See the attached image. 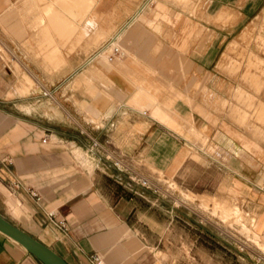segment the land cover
I'll return each mask as SVG.
<instances>
[{
	"label": "crops",
	"instance_id": "obj_1",
	"mask_svg": "<svg viewBox=\"0 0 264 264\" xmlns=\"http://www.w3.org/2000/svg\"><path fill=\"white\" fill-rule=\"evenodd\" d=\"M262 1L0 0V216L66 264H212L170 251L186 240L185 212L166 204L167 180L264 206L240 167L262 145L241 140L216 103L230 84L217 57ZM111 37L123 56L107 61L97 51ZM0 264L39 262L0 233Z\"/></svg>",
	"mask_w": 264,
	"mask_h": 264
},
{
	"label": "rangeland",
	"instance_id": "obj_2",
	"mask_svg": "<svg viewBox=\"0 0 264 264\" xmlns=\"http://www.w3.org/2000/svg\"><path fill=\"white\" fill-rule=\"evenodd\" d=\"M252 8L217 57L216 69L230 78V84L225 90L228 96L216 99L219 100L216 103L227 112L232 130L241 135V140L262 145L261 148H252L247 143V163H240V167L246 168L248 188L258 184L264 194V0ZM198 138L197 135L195 140L200 144L204 142L202 137ZM255 172L262 173V183L255 181ZM167 181L171 194L167 192L169 195L164 196L166 204L183 206L185 212L181 225L185 227L182 231L186 240L182 245L171 246V252H182L183 256L189 257L195 253L200 255L199 259L201 254H212V264H264V223L260 231L251 228V219L264 216V206L261 207L258 199L249 195L238 197L232 191L224 197L192 196L172 180ZM235 181L232 174L230 182ZM154 184L163 194L165 187ZM187 210L189 215H186ZM187 219L198 221L199 229ZM198 263L206 262L199 260Z\"/></svg>",
	"mask_w": 264,
	"mask_h": 264
},
{
	"label": "water",
	"instance_id": "obj_3",
	"mask_svg": "<svg viewBox=\"0 0 264 264\" xmlns=\"http://www.w3.org/2000/svg\"><path fill=\"white\" fill-rule=\"evenodd\" d=\"M0 233L22 247L39 264H66L49 248L28 236L0 216Z\"/></svg>",
	"mask_w": 264,
	"mask_h": 264
},
{
	"label": "built area",
	"instance_id": "obj_4",
	"mask_svg": "<svg viewBox=\"0 0 264 264\" xmlns=\"http://www.w3.org/2000/svg\"><path fill=\"white\" fill-rule=\"evenodd\" d=\"M98 53L99 52H102L105 54V57H106V60L107 61H111L113 59H117V58H120L123 56V53L122 51L118 48V46L115 44L114 42V38L111 37L110 39H108L104 45L97 51ZM42 95H47V92L44 91L42 92ZM141 114H144L143 111H141ZM42 141H44V139H42ZM94 148H98V144L95 142V141H91L90 142V145L88 146V149L89 150H92ZM117 163L114 162V166H116ZM133 176V175H132ZM136 182L137 184H139L141 187L147 189L148 191H150L151 193H158L159 192V189L157 188V186L154 184V182L152 183V181L148 180V179H145V178H141V177H138L136 178ZM10 187H8L9 189L10 188H13L15 187V184L14 183H11L9 185ZM32 196L35 197V199H37V196L35 195L34 192L30 191L29 192ZM47 218L48 220L61 232H66V226H65V223L63 221H54L53 220V215L50 213V214H47ZM89 263L90 264H100V260H99V257L96 255V254H92L89 256Z\"/></svg>",
	"mask_w": 264,
	"mask_h": 264
}]
</instances>
